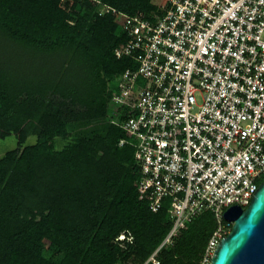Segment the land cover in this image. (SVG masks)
Wrapping results in <instances>:
<instances>
[{
  "label": "trees",
  "instance_id": "1",
  "mask_svg": "<svg viewBox=\"0 0 264 264\" xmlns=\"http://www.w3.org/2000/svg\"><path fill=\"white\" fill-rule=\"evenodd\" d=\"M100 11L96 0H0V136L18 139L0 157V264H142L171 229L169 201L154 212L139 198L136 149L119 145L126 132L108 116L135 62L116 56L120 20ZM217 226L214 213L197 216L159 264H201ZM123 232L134 237L126 247Z\"/></svg>",
  "mask_w": 264,
  "mask_h": 264
},
{
  "label": "built area",
  "instance_id": "2",
  "mask_svg": "<svg viewBox=\"0 0 264 264\" xmlns=\"http://www.w3.org/2000/svg\"><path fill=\"white\" fill-rule=\"evenodd\" d=\"M96 1L120 20L114 53L135 62L108 116L126 132L119 145L136 149L139 198L154 212L169 201L171 229L142 264H159L160 249L208 211L218 224L209 264L233 225L225 212L247 207L264 181V0H154L152 14Z\"/></svg>",
  "mask_w": 264,
  "mask_h": 264
},
{
  "label": "water",
  "instance_id": "3",
  "mask_svg": "<svg viewBox=\"0 0 264 264\" xmlns=\"http://www.w3.org/2000/svg\"><path fill=\"white\" fill-rule=\"evenodd\" d=\"M232 221L209 264H264V181L247 207L232 206L225 212Z\"/></svg>",
  "mask_w": 264,
  "mask_h": 264
},
{
  "label": "rangeland",
  "instance_id": "4",
  "mask_svg": "<svg viewBox=\"0 0 264 264\" xmlns=\"http://www.w3.org/2000/svg\"><path fill=\"white\" fill-rule=\"evenodd\" d=\"M155 2H158V0H155ZM36 141V136L31 135L28 138L27 143H34ZM18 139L15 134H11L8 136H0V157H2L6 151L10 149H14L17 146ZM65 140L58 138L56 145L58 148H61L64 144Z\"/></svg>",
  "mask_w": 264,
  "mask_h": 264
}]
</instances>
